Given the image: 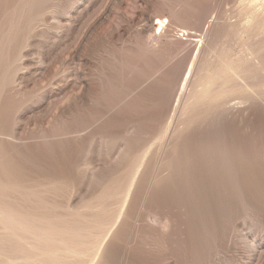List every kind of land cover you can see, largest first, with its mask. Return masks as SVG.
Returning <instances> with one entry per match:
<instances>
[{"label": "rangeland", "instance_id": "obj_1", "mask_svg": "<svg viewBox=\"0 0 264 264\" xmlns=\"http://www.w3.org/2000/svg\"><path fill=\"white\" fill-rule=\"evenodd\" d=\"M0 264H264V0H0Z\"/></svg>", "mask_w": 264, "mask_h": 264}, {"label": "bare ground", "instance_id": "obj_2", "mask_svg": "<svg viewBox=\"0 0 264 264\" xmlns=\"http://www.w3.org/2000/svg\"><path fill=\"white\" fill-rule=\"evenodd\" d=\"M167 22H162L161 20H156V23L152 25V27L155 29H158V31H162V29L165 27Z\"/></svg>", "mask_w": 264, "mask_h": 264}]
</instances>
